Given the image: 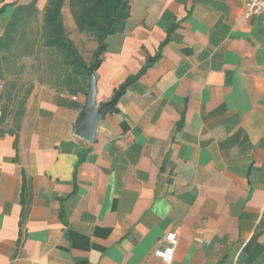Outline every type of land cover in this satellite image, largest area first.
Segmentation results:
<instances>
[{
  "label": "crops",
  "instance_id": "obj_1",
  "mask_svg": "<svg viewBox=\"0 0 264 264\" xmlns=\"http://www.w3.org/2000/svg\"><path fill=\"white\" fill-rule=\"evenodd\" d=\"M33 2L42 29L49 0H0V38ZM245 3L131 0L95 72L98 107L161 57L92 142L78 135L85 93L64 83L34 82L11 134L18 104L1 121L0 79V264H164L170 233V264H264V28ZM62 14L95 61L69 0Z\"/></svg>",
  "mask_w": 264,
  "mask_h": 264
},
{
  "label": "trees",
  "instance_id": "obj_2",
  "mask_svg": "<svg viewBox=\"0 0 264 264\" xmlns=\"http://www.w3.org/2000/svg\"><path fill=\"white\" fill-rule=\"evenodd\" d=\"M65 1L49 0L43 18L42 46L47 49H53L61 55L62 66L69 71L63 79V83L68 87L69 91L71 93H86L89 87L87 65L67 33L62 14ZM130 2L131 0H69L70 10L78 31L92 35L99 44V49L94 54V60L98 52L102 54L105 51V41L109 36L121 34L125 31L127 20L130 17ZM36 13L34 2L28 7L17 8L5 29L4 35L0 38L1 80L5 81L4 68L9 64L10 56L22 29L28 25ZM164 44L165 42L162 46ZM160 57L161 53L159 52L156 57L149 59L139 73L129 78L123 87L126 88L128 84L138 80L149 68L157 63ZM100 64L101 60L96 65L95 71H97ZM8 84L9 82L6 81L5 109L3 108L1 121L6 118V108L16 102L18 104L17 122L15 123V130L11 131V134H16L15 131L20 129V121L23 116L25 103L31 94V88L26 90L20 100L19 92H14L13 88L8 89Z\"/></svg>",
  "mask_w": 264,
  "mask_h": 264
},
{
  "label": "rangeland",
  "instance_id": "obj_3",
  "mask_svg": "<svg viewBox=\"0 0 264 264\" xmlns=\"http://www.w3.org/2000/svg\"><path fill=\"white\" fill-rule=\"evenodd\" d=\"M77 33L82 36L84 43L86 40L96 41L90 34L81 33L78 30ZM77 33L75 32V34ZM42 42L43 29L39 23L34 21L26 25L13 49L9 64L4 68V83L9 82L8 89L13 88L14 92H19L20 100L34 82L48 83L57 87L63 86L64 67L62 66V58L55 50L44 48ZM85 44L81 46L86 59L84 62L87 67H90L94 61L90 57V47ZM29 56H34L35 59H29ZM60 70L63 72L61 76Z\"/></svg>",
  "mask_w": 264,
  "mask_h": 264
},
{
  "label": "water",
  "instance_id": "obj_4",
  "mask_svg": "<svg viewBox=\"0 0 264 264\" xmlns=\"http://www.w3.org/2000/svg\"><path fill=\"white\" fill-rule=\"evenodd\" d=\"M101 52H98L95 58V62L91 67H87V77L89 82V87L85 93L86 105H85V116L81 123L79 124L78 135L92 142L95 139L96 130L101 120L117 105L121 94L124 92L125 88L122 87L115 97L98 107L96 102V91H97V79L95 74V67L100 61Z\"/></svg>",
  "mask_w": 264,
  "mask_h": 264
},
{
  "label": "built area",
  "instance_id": "obj_5",
  "mask_svg": "<svg viewBox=\"0 0 264 264\" xmlns=\"http://www.w3.org/2000/svg\"><path fill=\"white\" fill-rule=\"evenodd\" d=\"M244 17L246 19L261 17L264 28V0H246ZM176 246L177 236L175 233H170L166 236L165 244L154 251V256L162 263L170 264L174 260Z\"/></svg>",
  "mask_w": 264,
  "mask_h": 264
}]
</instances>
